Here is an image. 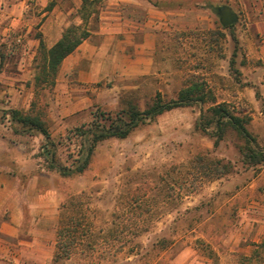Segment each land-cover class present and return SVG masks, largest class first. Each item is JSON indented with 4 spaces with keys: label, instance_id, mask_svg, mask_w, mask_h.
I'll return each instance as SVG.
<instances>
[{
    "label": "rangeland",
    "instance_id": "rangeland-1",
    "mask_svg": "<svg viewBox=\"0 0 264 264\" xmlns=\"http://www.w3.org/2000/svg\"><path fill=\"white\" fill-rule=\"evenodd\" d=\"M92 1L85 8L92 47L104 40L100 26L111 11L132 20L133 45H111L105 60L80 61L59 71L54 87L36 88L39 37L48 47L80 24L83 0H0V73L26 74L28 100L16 109L27 112L37 101L51 136L61 141L59 160L70 162L77 148L67 139L70 131L96 112L143 110L157 93L176 98L194 78L207 83L216 104L227 103L247 120L253 147H264V0ZM221 7L237 14L235 24L222 25ZM10 103L6 90L0 137L31 158L19 188L27 187L26 176L42 172L62 195L59 256L51 264H264V164L244 163L246 142L235 130L226 128L215 147L216 129H198L201 113L214 103L175 108L124 139L101 142L88 168L67 178L46 172L38 156L43 136L12 121ZM219 160L233 172L205 176ZM82 218L91 239L80 236V247ZM68 220L77 232L59 235ZM71 240L75 246L58 248V241Z\"/></svg>",
    "mask_w": 264,
    "mask_h": 264
},
{
    "label": "trees",
    "instance_id": "trees-1",
    "mask_svg": "<svg viewBox=\"0 0 264 264\" xmlns=\"http://www.w3.org/2000/svg\"><path fill=\"white\" fill-rule=\"evenodd\" d=\"M92 3V0H83V6L80 10L81 23L67 27L61 37L51 47H47L44 39L39 37V49L42 57L37 65L38 72L34 78L36 88L41 86L54 87L63 61L90 37V31L85 27L90 13L85 12V8ZM208 102H212L215 105L201 113L200 120L197 122L198 129L206 133L210 127L216 129L214 132V137H216L215 147L222 140L226 128L235 130L246 142L245 151H243L244 163L249 166L264 164V147L255 148L252 146L255 138L246 127L247 120L234 114L227 103L216 104L215 96L207 87V83L199 78L192 79L179 91L176 98L165 100L160 93H157L151 104L143 110L136 105H131L115 115L104 111L96 112L90 123L76 127L70 131L67 139L70 140V143L75 140L77 147L70 154V162H62L58 159V147L61 141H56L51 136L47 122L43 119L40 109L36 110L37 101L35 99L32 100L27 112L20 109H11L10 114L12 121L21 125L26 132L32 133L36 131L43 136V143L40 146L38 156L43 158L46 172L57 173L61 177L67 178L81 174L88 168L95 149L101 142L110 138L124 139L140 125L175 108L205 104ZM217 163L220 166H217L212 172L205 173V176L222 177L233 172L230 164H222L220 160ZM78 215H81V213L78 212ZM83 219L81 221L78 220V246L80 247L83 245L79 242L80 236L91 239V228L85 230L81 226L84 221ZM71 222L68 220V224H61L58 234H75L77 228ZM72 245L75 246L73 240L57 242L58 248H63L65 251ZM92 245L91 242H88L87 247ZM58 256L55 255L54 259H57ZM210 257H212V254H210Z\"/></svg>",
    "mask_w": 264,
    "mask_h": 264
},
{
    "label": "crops",
    "instance_id": "crops-1",
    "mask_svg": "<svg viewBox=\"0 0 264 264\" xmlns=\"http://www.w3.org/2000/svg\"><path fill=\"white\" fill-rule=\"evenodd\" d=\"M132 25L127 14L114 11L106 14L99 32L105 34L104 40L98 47H92L91 42L85 40L63 61L60 74L64 69L77 67L80 61H93L94 56L105 60L111 45H133L129 34ZM54 43H48V47ZM19 70H23L21 65ZM22 76H6L5 71L0 73V99L8 90L11 109L19 107L20 103L24 106L28 100L24 89L26 82H22L27 81L26 74ZM19 151L20 145L11 146L0 137V264H51L56 250L62 195L58 187L50 185L53 176H42V172L26 176L27 187L19 188L24 165L31 161L26 150Z\"/></svg>",
    "mask_w": 264,
    "mask_h": 264
},
{
    "label": "water",
    "instance_id": "water-1",
    "mask_svg": "<svg viewBox=\"0 0 264 264\" xmlns=\"http://www.w3.org/2000/svg\"><path fill=\"white\" fill-rule=\"evenodd\" d=\"M223 26H231L238 20V16L229 7H221L218 13Z\"/></svg>",
    "mask_w": 264,
    "mask_h": 264
}]
</instances>
